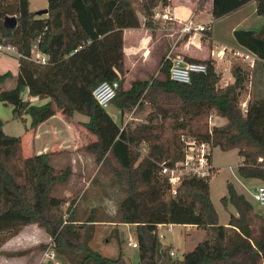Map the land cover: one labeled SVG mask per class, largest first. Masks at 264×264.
Wrapping results in <instances>:
<instances>
[{
  "label": "trees",
  "instance_id": "1",
  "mask_svg": "<svg viewBox=\"0 0 264 264\" xmlns=\"http://www.w3.org/2000/svg\"><path fill=\"white\" fill-rule=\"evenodd\" d=\"M251 1L256 2L257 14L264 16V0H211L210 13L217 20ZM167 2L47 0L43 24L35 27L37 12L30 10L29 0H17L16 25L0 21V42L15 45L20 53L12 87H3L13 79L12 73H0V102L12 106L13 119L29 116L30 130L57 112L66 120L75 113L87 117L81 124L95 140L80 148L92 154L98 170L105 167L112 184L121 189L123 196L108 218L116 224L135 226L139 264H264V213H258L231 182H227V194L220 201L225 210L233 206L235 213L229 211L223 225L210 198L212 176H185L173 196L167 179L159 174L161 163L172 165L183 158L180 135L185 133L212 148L235 149L240 158L239 177L264 182V99H249L243 111L240 97L248 80L246 70L232 65L233 82L222 86L213 60L186 57L187 61L204 63L206 71L192 74L188 83H178L169 75L171 59L166 53L161 55L158 72L162 78L134 79L112 100L120 116L150 105L144 122L134 127H121L92 95L101 81L122 83L123 30L143 25L153 33L157 28L155 9ZM211 23L203 32L204 39L211 37ZM234 36L264 60V25L257 31L235 30ZM35 41L49 57L45 64L30 58ZM26 89L30 97L47 102L35 105L23 100L21 93ZM213 114L226 122L213 125L209 132L208 120ZM49 157L50 153L24 157L21 136L5 134L0 118V248L24 226L37 224L49 233L57 257L74 253L80 257L76 264H128L122 239H116L114 256H104L89 246L92 235L86 232L87 224L94 221L91 218H102L95 209L81 219L72 201L69 216L63 217L65 202L52 195V190L66 182L72 170L70 164L54 167ZM110 159L114 166L109 165ZM80 220L83 223L76 224ZM160 224L194 225L203 229L205 236L181 259L159 263L161 257L170 256V247L161 248ZM25 253L0 249L5 256Z\"/></svg>",
  "mask_w": 264,
  "mask_h": 264
},
{
  "label": "rangeland",
  "instance_id": "2",
  "mask_svg": "<svg viewBox=\"0 0 264 264\" xmlns=\"http://www.w3.org/2000/svg\"><path fill=\"white\" fill-rule=\"evenodd\" d=\"M30 9L37 11L44 9L47 5V0H30ZM203 0H197L198 7L202 5ZM17 0H0V21L5 20L7 17H16ZM163 5L158 7L159 11H164ZM45 14L37 15L34 21V26L39 27L43 24L45 19ZM141 21L143 22V18L141 17ZM157 26H161V21H156ZM165 27L176 28L175 26L169 25L168 21L165 23ZM181 30V27H180ZM179 36V30H177V34L172 35V44ZM161 35H159V38ZM131 39V37H129ZM128 39V40H129ZM175 39V40H174ZM162 40L158 41L161 42ZM171 44V45H172ZM126 52L124 54V71L123 75H121L122 83L120 84V80H118L119 86L121 89H127L131 82L134 79H147L150 76H155L158 78H162V75L158 72V61L154 59V55L152 52L155 50L154 48H145L142 53H148V60L143 61L142 64V56L141 52L136 55H131V44L126 41L125 43ZM172 49V48H171ZM170 49V50H171ZM160 51V50H159ZM171 58L181 57V55L177 52L176 49H172L171 54L169 55ZM216 71L221 75L220 84L222 86L225 85L226 82L231 83L226 80V77L223 74V65H216ZM6 71H10L13 75V79L8 81L3 87L10 88L14 85V80L18 74V60L14 56H9L6 54H0V73H4ZM247 91L246 89L242 92L240 97L241 107L242 103L246 99ZM26 94L24 92L21 93V97L25 98ZM48 99L39 100L38 98L34 99L33 104L41 105L45 103ZM12 106H5L0 104V117L5 123V131L11 136H18L22 133L24 123L20 119H12L11 114ZM107 112H109L110 116L118 123L121 127L125 125H130L134 127L137 124L143 123L146 115L151 110L149 104H145L143 107L135 108L131 112H126L120 117L118 109L116 108L114 102H112L107 108ZM60 113V112H59ZM212 125H220L225 118L217 119L216 115H212ZM80 121H87V117L75 113L71 120V126L75 128V131L68 125L64 119L56 113L54 116L50 118L47 123H43L40 125L37 131L36 137V147L38 150H48L52 145H60L64 148L62 151L48 152L50 153L49 162L56 168H61L66 165L72 163L73 159H76L77 166L74 172L71 171V175L66 182L56 184L54 189L52 190V195L55 197L61 198L64 200V204L62 206L63 217L67 219L69 216V203L74 201V205H76L77 216L81 219L86 217V214L90 212V210L95 209L96 215L101 214L103 209L108 210L111 215H114V211L116 209V204L123 196L121 189L116 185L112 184L109 178V174H107V169L105 167H101L100 170L94 160L92 154L82 151L79 149H71L74 147L75 137L79 140L82 137V133H86V136L80 141L81 146L86 145L90 142L91 137H94L91 133H89L80 123ZM208 126L210 127L209 120ZM85 131V132H84ZM76 133V135H74ZM81 133V135H80ZM87 133L89 135H87ZM170 133V130H167V134ZM88 136V137H87ZM71 149V150H69ZM142 154L145 153V146L142 145L141 148ZM28 152V143H26L25 153ZM212 159L214 165L218 167L217 172H215L209 182L210 185V198L212 203L218 213L219 223L223 224L228 221L229 211H233L235 213V209L233 206L229 205L225 210L222 205L220 199L224 195L227 194L226 184L227 182H231L237 189L239 193H242L253 205L254 209L263 214L264 207L257 204L251 193H253L256 188L264 183L260 182L257 179H244L240 178L237 173V166L239 164V157L235 149L222 151L220 148L215 147L212 150ZM110 166H114L115 162L113 159L109 161ZM71 167V164H70ZM72 170V169H71ZM94 175L92 182H89ZM104 213V212H103ZM102 213V214H103ZM83 220L77 222L76 224H81ZM106 225H90L87 224L86 232L87 234H91L92 238L89 242V246L101 253L104 256H108L112 250L108 248L107 243L105 244V238L113 239L115 242V238L122 239V251L124 253L125 259L128 264H137L138 263V250L136 248H132L127 245L128 237L131 236L133 240H136L135 236V227L122 228V231H118L116 228H106ZM112 227V226H111ZM42 228V227H41ZM42 237L39 238L35 242L34 246L19 249L26 250L24 255L28 256L30 261L34 255H38V259L41 261L43 259L44 264H54L58 262V264H76L78 262V257L74 253L68 257H57L55 255L52 240L50 237L48 238L49 233L42 228ZM106 231V232H105ZM158 236L161 244V248L170 247V250L174 249V254L168 256L166 254L164 257H161L159 263H163L168 261L169 259H181L183 254L191 251L195 245L204 238L205 231L201 228H197L193 225L187 224H172L169 229L167 226L158 227ZM117 236V237H116ZM49 242H46L47 240ZM36 241V240H33ZM104 244V245H103ZM107 245V246H106ZM115 245V244H114ZM53 251L54 260H47V257L44 256L46 252ZM12 252V251H8ZM20 255V256H24ZM7 257H18V256H7ZM78 257V258H77ZM56 261V262H55ZM5 264H18L14 261L5 262Z\"/></svg>",
  "mask_w": 264,
  "mask_h": 264
},
{
  "label": "crops",
  "instance_id": "3",
  "mask_svg": "<svg viewBox=\"0 0 264 264\" xmlns=\"http://www.w3.org/2000/svg\"><path fill=\"white\" fill-rule=\"evenodd\" d=\"M44 7L47 8V5ZM163 7H165L164 11L168 12L169 16L171 17V20H167L169 25L175 26L176 28H173V27L167 28L165 27V23L167 21L165 22L161 21V26L155 28L153 33H150V31L144 28L143 25L140 28L124 29L123 30L124 54L126 52V47H125L126 41H128L131 44V51H132L131 55H136L139 52H141L142 56L140 58H142V64H143V61L146 62L149 56H151V54L148 55V53H142L145 48L151 49V48H154V45H156V48H154L156 49V52L154 50L152 52V55H154V59H156V62L158 61L157 63H159L161 55L166 53V55L168 56L171 54L172 49H176L177 52L181 55V57L185 60H186V57L192 58V59L203 60V61L207 59H211L213 60L215 67L216 65L220 66V64H222L223 74L226 77V80L229 82H233V76L230 70L231 66L238 65L242 69L248 72V80H246L244 84L245 85L244 89L242 90V92L245 89L247 91L246 99L242 103L243 111L246 110L247 102L249 99H264V60L258 58L253 52H251L250 50H248L247 48L239 44L234 36L235 30L257 31L264 25V16H260L257 14L255 1L248 2L244 6L240 7L238 10L222 18H219L217 20H213L212 15L210 13L211 0H203L202 5L199 7H198L197 0H168L167 5H163ZM31 11H34V10H31ZM188 20L192 21L194 24H204L205 23L209 25V23L212 22L210 26L211 37L208 39H204L203 32H193V31L190 33L182 32L180 30V27L183 22L188 21ZM177 30H179V36L176 40L174 39L175 41H173V44H172L171 43L172 35L174 36L175 33L177 34ZM159 35H161L160 38H159ZM129 37H131V39H129ZM160 40L162 41L158 42ZM226 84H228V82H226L225 85ZM23 92L24 94H26V96L25 98L22 97V99L29 100L33 104L34 99L37 97H30L28 95L27 89L24 90ZM39 100H43V99H39ZM0 104H3V103L0 102ZM5 106H8V105H5ZM57 113L59 114V116H61L62 119H64V121L68 125H70L73 131L76 132L75 128L71 126V123H70L72 119L66 120L61 115V113L59 112ZM215 117H217L218 120L219 119L223 120L219 116H215ZM49 120L50 118L43 123L45 124ZM22 121L24 123L23 131L18 136H21L22 154L24 157H28L31 154H41V153H48V152H55V151L60 152L64 149L60 145H52L50 148H48V150H45V151L43 149L38 150L36 147L37 131L40 125H42L43 123L40 124L35 130H30L29 129L30 117L25 115ZM82 122H85V121H80V123ZM225 122H226V119L220 125L224 124ZM3 131L5 134L9 135L5 131L4 121H3ZM82 134L83 135L79 140L77 139V137H75L76 139L74 142V147L71 149L77 150L81 147L82 144L80 141L84 138L83 136H86L85 135L86 133H82ZM74 135H76V133H74ZM87 135L89 134L87 133ZM94 140H95V137H91L90 142ZM26 143H28L27 153H25ZM71 162H72L70 163L71 169H72V172H74L77 166L76 159H73ZM212 162H213V159H212ZM239 162H240V158H239ZM213 166L214 168L218 170V167L214 165V163H213ZM93 177L94 175H92L91 179ZM91 179H89L90 180L89 182H91ZM110 215L111 214L108 212V210L104 209L103 211L102 209L101 214H99V216H101L102 218H97V219L91 218L94 221L89 222L88 224L106 225L105 226L106 228L108 229L116 228L118 231H122L123 227L125 228L135 227L133 224H126V223L116 224L114 222H111L109 221L110 219L108 218ZM227 222L223 223V225H226ZM164 225L167 226L169 229V227L172 224H163L160 226H164ZM42 232H43L42 228L39 227L37 224L26 225L20 230V232L16 236L6 241L0 249L3 251H16L19 249L32 247L34 246V244H36L35 242H38L37 240L42 237ZM49 237L50 236H48V238ZM113 239L114 238L112 239L105 238V241H104V243L105 244L107 243V245L109 246L108 248L112 250V252L108 256H114L117 253V240H116L117 238H115V242L113 241ZM33 240H36V241H33ZM49 241L50 240L48 239L46 242H49ZM43 259L45 258L43 257L42 260L40 261L38 259V255H34L32 258V261H30L29 257L26 255L18 256V257H7L3 254H0V264H5V262L7 261L9 262L14 261L18 264H44ZM47 260H54V257L47 258ZM54 264H58V262Z\"/></svg>",
  "mask_w": 264,
  "mask_h": 264
},
{
  "label": "built area",
  "instance_id": "4",
  "mask_svg": "<svg viewBox=\"0 0 264 264\" xmlns=\"http://www.w3.org/2000/svg\"><path fill=\"white\" fill-rule=\"evenodd\" d=\"M158 7L155 9L154 18L163 22L171 20L168 12L159 11ZM208 29L209 26L207 24H194L190 20L183 22L181 25V31L184 33H190L192 31L205 32ZM0 54L14 56L16 58L20 57L18 49L11 43L0 42ZM167 57L169 58L170 56L168 55ZM30 58L40 64H45L49 59L47 54L38 49L37 41H35L31 47ZM205 71L206 65L204 63L187 61L182 57L171 58L169 75L175 82L188 83L192 74L203 73ZM119 89L120 86L117 80L101 81L92 90V95L97 104L106 109L112 103ZM212 117V115L209 117V132H211V127L213 126L211 122ZM180 140L184 144L183 158L172 165L161 163L159 171V174L167 179L170 186V193L173 196L176 195L177 188L185 176L209 177L214 174L212 162L213 148L211 145L204 141H198L194 136L185 133H181ZM251 196L257 204L264 207V183L260 184L256 190L251 193ZM126 243L132 248H138L137 240H133L131 236L128 237ZM169 253L173 255L174 250H170ZM44 256L53 258L54 253L53 251H49L46 252Z\"/></svg>",
  "mask_w": 264,
  "mask_h": 264
},
{
  "label": "water",
  "instance_id": "5",
  "mask_svg": "<svg viewBox=\"0 0 264 264\" xmlns=\"http://www.w3.org/2000/svg\"><path fill=\"white\" fill-rule=\"evenodd\" d=\"M36 14L37 15L47 14V8L38 10ZM4 21L7 23L8 26H14V25H16V19H15V17H7V18H5ZM137 264H139V263H137Z\"/></svg>",
  "mask_w": 264,
  "mask_h": 264
}]
</instances>
